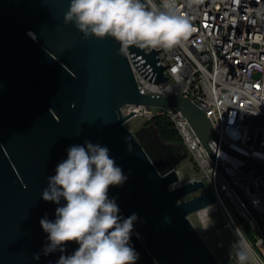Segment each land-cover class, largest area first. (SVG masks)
<instances>
[{"label":"water","instance_id":"1","mask_svg":"<svg viewBox=\"0 0 264 264\" xmlns=\"http://www.w3.org/2000/svg\"><path fill=\"white\" fill-rule=\"evenodd\" d=\"M69 6L70 0H0V264H57L79 248L67 242L63 252L45 255L49 234L40 221L54 222L66 204L42 198L48 177L71 146L86 142L107 147L127 177L108 196L122 220L137 216L129 241L136 264H222L190 218L215 196L210 190L191 196L203 180L178 184L183 156L153 122L131 130L126 122L133 113L122 107L180 110L214 159L209 141L219 135L206 110L186 96L142 93L129 53L146 77L161 83L169 77L159 51L120 52L111 37L85 39L74 23H64Z\"/></svg>","mask_w":264,"mask_h":264},{"label":"built area","instance_id":"2","mask_svg":"<svg viewBox=\"0 0 264 264\" xmlns=\"http://www.w3.org/2000/svg\"><path fill=\"white\" fill-rule=\"evenodd\" d=\"M177 5L189 17L193 31L183 47L157 49L169 79L150 80L130 53L129 57L142 93L186 96L206 110L219 135V140L209 141L215 158L180 110L165 106L154 112L150 105L127 103L122 111L133 113L132 117L146 116L149 122L163 118L172 124L184 145V156L190 153L200 170L189 180L205 182L191 196L210 190L216 199L193 214L211 228L230 264H238L236 243L239 249L242 243L250 246L248 264H264V0H198L191 7L188 0H177ZM186 181L181 174L178 184ZM218 211L233 236L215 223Z\"/></svg>","mask_w":264,"mask_h":264},{"label":"clouds","instance_id":"3","mask_svg":"<svg viewBox=\"0 0 264 264\" xmlns=\"http://www.w3.org/2000/svg\"><path fill=\"white\" fill-rule=\"evenodd\" d=\"M198 0H188L189 7ZM64 23H74L85 39L113 38L120 52L130 46L141 49L171 50L183 47L193 31L188 16L177 0H70ZM31 35V33H30ZM127 150L132 151L130 145ZM67 159L59 163L56 174L48 177L42 198L60 204L55 221L43 218L42 229L50 243L45 255L67 242L79 248L72 255H61L57 264H136L138 254L129 245L136 214L121 219L115 199H110V186L122 185L127 177L110 158L107 147L86 142L68 150ZM238 264H248L250 246L242 243L236 253Z\"/></svg>","mask_w":264,"mask_h":264},{"label":"rangeland","instance_id":"4","mask_svg":"<svg viewBox=\"0 0 264 264\" xmlns=\"http://www.w3.org/2000/svg\"><path fill=\"white\" fill-rule=\"evenodd\" d=\"M161 107L160 106H152V109L154 112L158 111ZM149 120L146 116H134L130 118L127 122L126 125L133 131L139 129L140 127L144 126L146 123H148ZM166 126L172 128V124L168 121H165ZM182 159L178 164V169L182 174V180L186 181L192 178L193 176H199L200 175V170L198 166L196 165L195 161L192 159V156L190 153L186 154L184 156V153L182 152ZM207 186H209L207 184ZM191 220L194 222L200 233L204 236L210 247L213 249V251L216 253L218 256L219 260L221 261L222 264H230L229 260L226 257V251L223 248H220L217 246L216 241L217 238L216 236L212 233L211 228L208 226H205L203 223H201L196 214H192L190 216ZM214 221L215 223L222 227L225 231H229L231 235L233 236V233L231 229L226 226V221L225 218L223 217L222 213L220 211L216 212L214 214ZM246 233L249 237H252V231L245 226ZM234 250L237 253L240 249L238 247V244H234Z\"/></svg>","mask_w":264,"mask_h":264},{"label":"trees","instance_id":"5","mask_svg":"<svg viewBox=\"0 0 264 264\" xmlns=\"http://www.w3.org/2000/svg\"><path fill=\"white\" fill-rule=\"evenodd\" d=\"M167 119H156L153 123L158 127L162 138L166 140H181L175 128L166 126ZM169 122V121H168Z\"/></svg>","mask_w":264,"mask_h":264},{"label":"flooded vegetation","instance_id":"6","mask_svg":"<svg viewBox=\"0 0 264 264\" xmlns=\"http://www.w3.org/2000/svg\"><path fill=\"white\" fill-rule=\"evenodd\" d=\"M164 140L166 142L173 144L174 145L173 150L182 156V152L184 153V145L181 140H166V139Z\"/></svg>","mask_w":264,"mask_h":264},{"label":"snow or ice","instance_id":"7","mask_svg":"<svg viewBox=\"0 0 264 264\" xmlns=\"http://www.w3.org/2000/svg\"><path fill=\"white\" fill-rule=\"evenodd\" d=\"M173 71H175V69H173Z\"/></svg>","mask_w":264,"mask_h":264}]
</instances>
